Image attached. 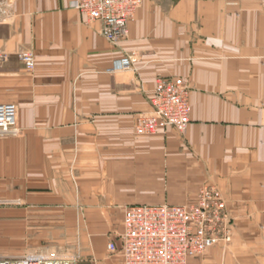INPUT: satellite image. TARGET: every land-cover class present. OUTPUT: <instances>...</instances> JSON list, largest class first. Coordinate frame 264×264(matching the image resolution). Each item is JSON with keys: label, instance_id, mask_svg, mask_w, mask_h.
<instances>
[{"label": "crops", "instance_id": "0c3cea01", "mask_svg": "<svg viewBox=\"0 0 264 264\" xmlns=\"http://www.w3.org/2000/svg\"><path fill=\"white\" fill-rule=\"evenodd\" d=\"M73 1L0 12V102L21 129L0 137V247L124 264L128 206L188 204L210 181L233 238L188 264H264V0H145L117 45ZM128 55L132 67L110 71ZM167 77L190 86L187 131L137 135Z\"/></svg>", "mask_w": 264, "mask_h": 264}, {"label": "built area", "instance_id": "2783aa9c", "mask_svg": "<svg viewBox=\"0 0 264 264\" xmlns=\"http://www.w3.org/2000/svg\"><path fill=\"white\" fill-rule=\"evenodd\" d=\"M5 0L0 1V12L8 11ZM145 0H74L72 6L90 22L100 23L101 34L117 45L128 39L130 23ZM3 18L0 17V23ZM27 71L36 65L31 50L19 53ZM8 56L0 51V63ZM133 56L117 61L113 70L132 67ZM149 112L137 117V135H155L169 128L183 134L190 124L192 110L190 86L181 77L160 78L156 83ZM18 107L15 103L0 102V135H17ZM232 219L226 200L217 185L206 181L188 204H137L128 206L124 214V230L120 235V252L124 264H188L217 246L232 241ZM114 241L109 250L116 251ZM0 264H79V258H29L25 262L1 261Z\"/></svg>", "mask_w": 264, "mask_h": 264}, {"label": "rangeland", "instance_id": "374dc122", "mask_svg": "<svg viewBox=\"0 0 264 264\" xmlns=\"http://www.w3.org/2000/svg\"><path fill=\"white\" fill-rule=\"evenodd\" d=\"M18 117H19V115H18ZM18 128H19L20 131H19V133L17 135H7V136L0 135V137H4L5 138V137H15V136H18L21 133V129H20V126H19V121H18ZM4 203H5L4 201H0V205H4ZM3 235L4 234H2L0 232V237H2ZM222 246L224 247L225 245H222ZM17 250H18V252L17 253L16 252L14 253L11 250H7L5 248V246L0 247V262L1 261H10V262H13V263H18V262L20 263V262H25L29 258H32V259H34V258H40L42 260H48V259H51V258H62V259H64V258H69V257H72V256L73 257H76V254L75 253L74 254L67 253L65 255H59V256L57 255L55 257L53 255H48V254L43 255V254H37V253H26L25 251H21L20 249H17Z\"/></svg>", "mask_w": 264, "mask_h": 264}]
</instances>
